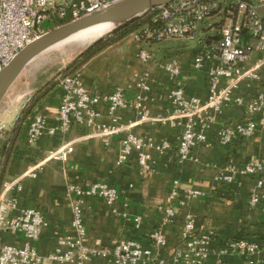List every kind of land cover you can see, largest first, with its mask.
I'll list each match as a JSON object with an SVG mask.
<instances>
[{"label":"crops","instance_id":"0c3cea01","mask_svg":"<svg viewBox=\"0 0 264 264\" xmlns=\"http://www.w3.org/2000/svg\"><path fill=\"white\" fill-rule=\"evenodd\" d=\"M206 21L202 26V36L218 38L221 21ZM214 27L218 29L215 34L212 33ZM155 43L159 42L136 41L133 31L109 43L81 67L79 72L83 83L90 91L100 93H109L121 87L127 98L133 100L140 92L138 76L146 67L137 55L139 48L153 50L154 58L159 62L165 61L161 58L169 56V43L160 42L154 46ZM199 49L177 51L182 72L176 81L185 88L187 96L204 100L209 93L207 76L191 68ZM261 55L254 52V59ZM18 79L0 104V147L9 145L11 149L7 161L6 156L0 154V189L5 181L18 176L28 164L38 161L49 150L58 148L68 140L75 142V150L68 162L50 161L40 170L38 177L24 178L21 188L13 191L20 206L39 208L45 217L41 238L35 242L41 254L55 250L59 239L72 233L73 197L67 195L69 185L87 188L97 181H106L118 189L119 198L114 205L107 204L99 197L83 198V220L87 230L85 242L89 246L110 245L118 239L135 238L144 246L152 247L154 243L150 232L159 230L168 240L162 252L171 255L183 241L186 222L193 218L195 234L210 237L208 247L211 253L197 264H253L251 255L220 252L224 242L230 238L245 237L261 244L264 242V212L259 206L249 204V195L257 189L259 175L238 173L230 183L219 178L220 168L224 164L240 167L258 160L264 165L262 122L258 123V129L252 136H236L231 142L220 140L221 126L235 124L244 118L242 106L230 102L215 113L207 141L199 144L192 157L184 160L177 157L180 128L151 119L140 121L139 114L132 107L120 113V122L127 126L125 132L101 136L94 127L80 125L68 133L45 132L35 144L29 145L25 138L26 121H22V126L16 132L13 125L15 117L21 114L19 101L25 92L19 88ZM151 85L146 103L149 118L166 114L171 109L168 92L173 82L168 72L157 65L153 68ZM241 91L248 97V88ZM62 93V87L57 84L36 102L25 119L39 112L52 118L57 113ZM99 110L98 120L110 123L107 105L102 103ZM128 132L152 139L154 144L168 140L171 149L159 154L147 147L153 150L156 157L155 164L149 170L140 168L135 161L119 163L122 139ZM262 176L264 178V172ZM173 190H176L175 195ZM195 190L199 193L191 195L190 192ZM260 192H264V185ZM169 209L174 211V215L170 216ZM138 217L139 221L136 220ZM0 241L22 244L24 238L20 232H1ZM255 258L256 264H264V255ZM44 264L79 263L46 261ZM85 264L111 263L94 256Z\"/></svg>","mask_w":264,"mask_h":264},{"label":"built area","instance_id":"2783aa9c","mask_svg":"<svg viewBox=\"0 0 264 264\" xmlns=\"http://www.w3.org/2000/svg\"><path fill=\"white\" fill-rule=\"evenodd\" d=\"M118 1L0 0V69L26 44L47 31L45 24L48 20H75ZM144 14L148 15L146 22L133 30L138 42L198 37L200 49L191 62V68L207 76V98L201 100L187 96L185 88L176 81L182 72L177 58L159 62L150 50L140 47L137 55L146 67L138 76L140 92L133 100L127 98L121 87L109 93L90 91L83 83L80 72L63 75L58 82L63 93L57 113L52 118L42 112L27 118V144H35L45 132L68 133L80 125L94 127L101 136L125 132L127 126L120 122V113L132 107L139 114L140 121L151 119L180 128L177 157L184 160L192 157L194 149L207 141L215 113L230 102L242 106L244 118L235 124L221 126V142H231L236 136H252L258 129V123L264 124V0H173L153 7ZM220 14L223 17L219 37L210 39L200 36L205 21ZM254 52L262 55L253 60L251 56ZM157 65L168 72L173 82L168 92L171 109L166 114L149 118L146 112L147 93L152 88V72ZM243 86L248 88V97L241 91ZM102 103L107 105L110 123L98 120ZM22 105L26 107V101ZM19 117L20 114L15 117L13 125ZM74 143V140H68L58 148L49 150L41 159L28 164L18 176L2 184L0 233L20 232L24 241L22 244L0 241V264H44L46 261L85 264L94 256L105 258L111 264H197L209 256L210 237L195 234L193 218L186 222L183 241L171 255L162 252L168 240L159 230L150 232L154 243L152 247L144 246L135 238L118 239L110 245L89 246L85 242L87 230L83 220V198L99 197L107 204L114 205L119 192L106 181H97L87 188L69 185L67 195L73 197L72 233L60 238L55 250L41 254L35 242L41 238L45 217L39 208L20 206L13 191L21 188L24 178L38 177L40 170L50 161L68 162L75 150ZM147 147L164 154L171 149V143L164 140L154 144L152 139L128 132L122 139L118 162L135 161L140 168L151 169L156 157L153 150ZM263 172L264 165L258 160L240 167L230 163L220 168L219 178L230 183L238 173L259 175L257 189L249 195V204L259 206L264 212V192H260L264 185ZM190 193L196 196L199 192L195 190ZM173 194H176V190H173ZM168 212L170 216L174 215L172 209ZM220 252L248 254L256 264L255 256L264 255V242L261 244L245 237L230 238L224 242Z\"/></svg>","mask_w":264,"mask_h":264},{"label":"water","instance_id":"95a60500","mask_svg":"<svg viewBox=\"0 0 264 264\" xmlns=\"http://www.w3.org/2000/svg\"><path fill=\"white\" fill-rule=\"evenodd\" d=\"M171 1L173 0H120L78 19L48 29L26 44L0 69V104L25 68L42 53L68 42L74 35L90 31L95 27L109 25L105 33L108 35L117 27L141 16L149 9ZM105 34L95 40L102 38Z\"/></svg>","mask_w":264,"mask_h":264},{"label":"rangeland","instance_id":"374dc122","mask_svg":"<svg viewBox=\"0 0 264 264\" xmlns=\"http://www.w3.org/2000/svg\"><path fill=\"white\" fill-rule=\"evenodd\" d=\"M222 15L212 16L207 19L209 22H220L222 20ZM135 26H141L148 19V15L143 14L138 17ZM206 21V22H207ZM137 28V27H136ZM48 30V29H46ZM135 30V29H134ZM218 32L216 27L212 28V33L215 34ZM109 34V33H108ZM204 35L201 31L200 36ZM104 36H107L105 34ZM103 36V37H104ZM130 37V36H129ZM96 41V40H95ZM95 41L88 42L86 44L76 45L73 42L65 43L59 46H56L41 55H39L35 60H33L19 76L18 85L21 88V91H25L20 97L19 106L21 111L28 107L37 94H41L40 98L43 97L48 91L55 88L59 82V78L65 74L66 68L71 61H73L82 51L87 49ZM163 44L169 43L171 46L168 52L167 57L161 59H171L176 57L181 61L180 56L177 54L179 50H188L191 48H200V43L198 37L193 39H170L167 41H162ZM160 44L155 43L154 46ZM147 48V47H145ZM150 50L149 48H147ZM175 49V50H174ZM155 57V53L151 51ZM264 53V52H263ZM157 58V57H156ZM159 60V58H157ZM251 59H254V53L251 56ZM26 101V107H22V103ZM26 121V119H24Z\"/></svg>","mask_w":264,"mask_h":264},{"label":"trees","instance_id":"16d2710c","mask_svg":"<svg viewBox=\"0 0 264 264\" xmlns=\"http://www.w3.org/2000/svg\"><path fill=\"white\" fill-rule=\"evenodd\" d=\"M139 18L136 17L125 24L117 27L112 32H110L107 36H104L98 40H96L94 43H92L87 49L82 51L73 61L69 63V65L66 68L65 74H73L76 72H79L81 67L84 63H86L89 59H91L96 53H98L100 50H102L105 46H107L109 43L114 42L115 40L121 38L122 36L129 34L132 32L136 27L135 26L136 21ZM69 19H54V20H48L45 24L46 29H51L57 25L63 24L68 22ZM58 84V83H57ZM41 94H37V96L33 99L31 104L26 107L24 110L21 111L19 119L16 121V124L14 126L15 132L22 126V121L28 116L31 109L34 107L36 102L40 99ZM11 153V149L9 145H4L0 147V154H3L6 156V161L9 158ZM5 161V164H6ZM4 169V168H3Z\"/></svg>","mask_w":264,"mask_h":264},{"label":"bare ground","instance_id":"6f19581e","mask_svg":"<svg viewBox=\"0 0 264 264\" xmlns=\"http://www.w3.org/2000/svg\"><path fill=\"white\" fill-rule=\"evenodd\" d=\"M109 25H103L101 27H95L90 31H83L77 35H74L70 38V40L66 43L73 42L76 45L86 44L88 42L94 41L96 38L100 37L101 35L105 34ZM65 44V43H63ZM62 45V44H61Z\"/></svg>","mask_w":264,"mask_h":264}]
</instances>
